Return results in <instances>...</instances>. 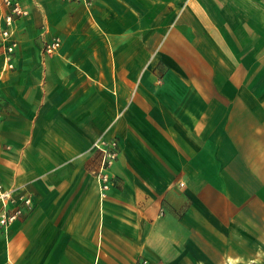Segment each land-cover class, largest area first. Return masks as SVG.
Masks as SVG:
<instances>
[{"label":"crops","instance_id":"obj_1","mask_svg":"<svg viewBox=\"0 0 264 264\" xmlns=\"http://www.w3.org/2000/svg\"><path fill=\"white\" fill-rule=\"evenodd\" d=\"M17 1L0 264H264V0Z\"/></svg>","mask_w":264,"mask_h":264},{"label":"built area","instance_id":"obj_2","mask_svg":"<svg viewBox=\"0 0 264 264\" xmlns=\"http://www.w3.org/2000/svg\"><path fill=\"white\" fill-rule=\"evenodd\" d=\"M75 1V0H63ZM86 5H90L93 0H78ZM1 5L8 8V11L2 17V25L0 26V41L4 48V66L5 68H13V54L19 41L15 37L16 18L27 14V10L17 0H1ZM60 45L58 38L48 42L46 50L53 53ZM102 151L103 157L98 171L100 178L101 196L107 195V190L112 185V176L109 172L110 166L114 163L119 154V144L116 139L105 140L100 139L95 144ZM181 184H183L181 182ZM0 198L3 207L0 210V230H5L11 223L20 218L26 209H30L33 205V198L29 194L14 195V190L3 189L0 185ZM142 264H147V260L143 259Z\"/></svg>","mask_w":264,"mask_h":264}]
</instances>
